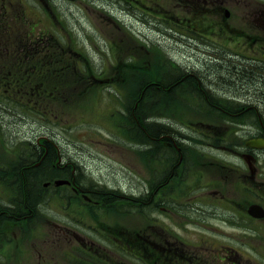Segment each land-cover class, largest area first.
<instances>
[{"label": "flooded vegetation", "instance_id": "af4514ba", "mask_svg": "<svg viewBox=\"0 0 264 264\" xmlns=\"http://www.w3.org/2000/svg\"><path fill=\"white\" fill-rule=\"evenodd\" d=\"M172 1L168 7L160 0H98V6L120 30L131 24L174 43L167 62L185 68L153 87L165 94L180 87L177 94L185 97L193 92L214 119L191 123L210 129H196L199 138L168 129L144 135L143 183L121 187L109 177L115 168L92 174L88 152L74 142L51 133L26 136L17 165L0 168V264H264V147L248 144L264 139L263 0ZM54 4L50 12L58 20ZM31 38L34 43V27ZM22 48L0 40V108L18 119L22 98L44 85L34 82L32 57L17 54ZM150 93L157 92L149 85L143 95ZM224 121L249 126L233 164L217 154L204 163L215 171L213 180L188 185L189 148L201 147L199 141L230 148L225 144L234 135ZM152 156L160 166L151 165ZM186 188L190 196L183 198ZM134 218L141 226L125 223ZM19 251H27L26 260Z\"/></svg>", "mask_w": 264, "mask_h": 264}, {"label": "rangeland", "instance_id": "374dc122", "mask_svg": "<svg viewBox=\"0 0 264 264\" xmlns=\"http://www.w3.org/2000/svg\"><path fill=\"white\" fill-rule=\"evenodd\" d=\"M54 1V9L60 14L58 20L50 12L52 0H6V3L0 0V40L23 47L17 54L32 57L27 64L34 63V82H44L34 89V95L22 98L23 106L17 111L19 119L13 115L14 111L0 108V168L5 163L17 165L19 150L28 145L26 136L51 133L92 154L87 153V161H93L88 165L92 174H96V168L105 172L110 166L117 172L109 175L116 177L117 186H124L125 182L141 186L145 165L142 138L144 133L148 135V126L151 130L157 126L158 132L161 127L169 129L182 139L186 135L199 138L203 134L196 129L208 131L210 125L194 126L191 122L211 121L214 117L197 106L200 100L193 92L185 97L178 96L180 87L173 86L169 94L153 87L170 77L172 71L177 72L179 65L185 68L180 63L167 62L174 43L163 41L150 30L137 31L131 24L127 25L128 31L122 25L121 31L116 28L118 23L110 19L113 14L106 16L107 11L103 9L100 16L102 8L98 0ZM160 3L171 7L173 1L160 0ZM258 7H264V0ZM144 44L153 47L151 52L146 51ZM149 85L156 95H143ZM0 98L5 96L0 94ZM7 102L11 101L7 99ZM31 103L33 108L29 107ZM223 123V128L227 127L230 135H234L225 144L230 148H219L223 143L215 142L218 148L209 143L206 146L201 141L196 143L201 146L198 149L197 146L189 148L192 168L185 175L188 185L213 180L215 171L204 163L217 154L225 156L227 161L230 157L229 164H233V150L241 145L240 136H246L244 132L249 126ZM213 126L214 130L220 128ZM150 162L157 167L160 160L152 156ZM260 166L264 169V160ZM261 179L264 181V175ZM188 189L183 198L190 196ZM130 218L124 217V220ZM131 221L125 223L141 226L140 218ZM184 222L190 224L185 217ZM10 230L13 229L8 225ZM59 247L62 251V246ZM18 257L26 260L27 251H19Z\"/></svg>", "mask_w": 264, "mask_h": 264}, {"label": "trees", "instance_id": "16d2710c", "mask_svg": "<svg viewBox=\"0 0 264 264\" xmlns=\"http://www.w3.org/2000/svg\"><path fill=\"white\" fill-rule=\"evenodd\" d=\"M232 72H235L234 70L232 71ZM152 111V110H151ZM152 113H154V111L152 112ZM156 129H159L157 126H155L154 128H152V130L149 128V129H147L148 130V132H149V134L150 135H155L157 132H158V130L156 131ZM160 129H162V127L160 128ZM169 130V129H168ZM147 132V133H148ZM173 133V132H172ZM148 134V135H149ZM144 135L146 136V134L144 133Z\"/></svg>", "mask_w": 264, "mask_h": 264}, {"label": "water", "instance_id": "95a60500", "mask_svg": "<svg viewBox=\"0 0 264 264\" xmlns=\"http://www.w3.org/2000/svg\"><path fill=\"white\" fill-rule=\"evenodd\" d=\"M251 142H252V144H254V145H258V146L264 145V141L261 140V139H258V140H252Z\"/></svg>", "mask_w": 264, "mask_h": 264}, {"label": "bare ground", "instance_id": "6f19581e", "mask_svg": "<svg viewBox=\"0 0 264 264\" xmlns=\"http://www.w3.org/2000/svg\"><path fill=\"white\" fill-rule=\"evenodd\" d=\"M167 98V97H166ZM153 110V109H152ZM153 111H155V109L153 110ZM203 112V111H202ZM124 117V116H123ZM125 118V117H124ZM147 118V117H146ZM144 136V135H143ZM143 139V138H142ZM125 213V212H124Z\"/></svg>", "mask_w": 264, "mask_h": 264}]
</instances>
